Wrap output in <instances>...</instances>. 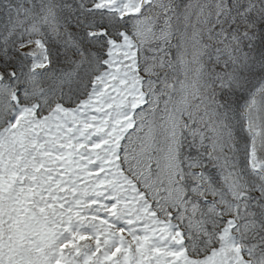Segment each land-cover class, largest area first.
I'll return each instance as SVG.
<instances>
[{
	"label": "snow or ice",
	"instance_id": "6c2138e0",
	"mask_svg": "<svg viewBox=\"0 0 264 264\" xmlns=\"http://www.w3.org/2000/svg\"><path fill=\"white\" fill-rule=\"evenodd\" d=\"M0 264H264V0H0Z\"/></svg>",
	"mask_w": 264,
	"mask_h": 264
}]
</instances>
